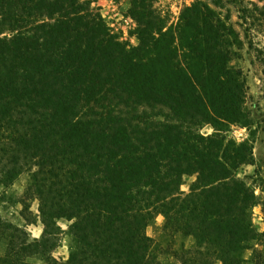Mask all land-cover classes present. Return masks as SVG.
<instances>
[{"label": "trees", "instance_id": "trees-1", "mask_svg": "<svg viewBox=\"0 0 264 264\" xmlns=\"http://www.w3.org/2000/svg\"><path fill=\"white\" fill-rule=\"evenodd\" d=\"M213 3L168 24L131 0V45L92 0H0V204L22 220L0 216V264H264V190L237 175L253 141L228 133L252 123L238 32ZM158 215L165 245L146 233Z\"/></svg>", "mask_w": 264, "mask_h": 264}, {"label": "rangeland", "instance_id": "rangeland-1", "mask_svg": "<svg viewBox=\"0 0 264 264\" xmlns=\"http://www.w3.org/2000/svg\"><path fill=\"white\" fill-rule=\"evenodd\" d=\"M193 0H153V6L158 12L167 18L168 24L178 21L182 9L190 5ZM216 0H209L213 2ZM249 0H221V7L215 5L223 14L229 15V22L238 32L239 48L237 55L231 60V65L240 68L246 79L247 96L245 108L250 113L252 123L248 127L232 125L229 136L236 141L250 139L253 141V154L255 164H246L238 169L237 175L245 178L254 188L255 194L263 197L264 190V21L259 15L258 9L253 7ZM260 8L264 5V0H253ZM92 6L97 7L107 24L115 33L121 36V40L131 45L138 44V38L134 34L135 21L130 16L129 8L131 0H92ZM245 9V11L242 10ZM212 131L210 126H204L202 132ZM195 175H185L181 189L188 191L190 183L195 179ZM26 176H21L15 184L8 189L11 194L19 195L22 193L26 184ZM261 202V201H259ZM38 202L32 201L31 209L37 212ZM19 205L8 203L0 204V216L10 219L13 222L22 223L18 218ZM163 217L158 215L155 221L146 228V233L156 239L159 243L166 244L161 239V227ZM252 221L260 232L264 229V217L261 211V203L253 208ZM63 228H67L68 222L64 219L59 221ZM41 224L27 226V230L32 236L38 235ZM55 256L66 257L67 237L62 238L61 245L55 250Z\"/></svg>", "mask_w": 264, "mask_h": 264}, {"label": "crops", "instance_id": "crops-1", "mask_svg": "<svg viewBox=\"0 0 264 264\" xmlns=\"http://www.w3.org/2000/svg\"><path fill=\"white\" fill-rule=\"evenodd\" d=\"M36 213V212H35ZM162 216V215H161ZM163 217V216H162ZM40 222V221H39ZM68 222V221H67ZM69 223V222H68ZM41 224V223H40ZM27 226H29V225H27ZM63 228V227H62ZM41 231H42V225H41V228H40V230H39V234L38 235H35V236H33V237H38L40 234H41ZM55 252V251H54ZM67 253H68V249H67ZM54 254V253H53ZM250 255V251H247L246 252V256H249ZM67 256V255H66ZM218 264H220V263H218Z\"/></svg>", "mask_w": 264, "mask_h": 264}]
</instances>
